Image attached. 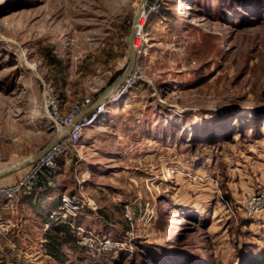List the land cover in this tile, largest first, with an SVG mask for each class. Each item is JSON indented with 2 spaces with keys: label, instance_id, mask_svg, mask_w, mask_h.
Masks as SVG:
<instances>
[{
  "label": "rangeland",
  "instance_id": "obj_1",
  "mask_svg": "<svg viewBox=\"0 0 264 264\" xmlns=\"http://www.w3.org/2000/svg\"><path fill=\"white\" fill-rule=\"evenodd\" d=\"M139 1L0 0V172L58 136L51 94L64 116L124 72ZM111 94L46 188L26 185L31 166L0 179L14 190L0 195V264L264 252V0H146L133 71ZM47 235L67 241L56 257Z\"/></svg>",
  "mask_w": 264,
  "mask_h": 264
},
{
  "label": "built area",
  "instance_id": "obj_2",
  "mask_svg": "<svg viewBox=\"0 0 264 264\" xmlns=\"http://www.w3.org/2000/svg\"><path fill=\"white\" fill-rule=\"evenodd\" d=\"M105 100L100 103L91 113L83 116L81 119L76 121L77 118H79L86 112V110L91 107V101L86 99L76 102L68 110L67 114L62 116L59 113L58 101L51 94V102L49 103V105L51 112L54 115V124L58 133L57 137H63L55 145H53L37 162L30 165L31 167H33V170L27 179L26 185L30 184L35 179V176L40 172L42 168L53 167L55 165V158L59 156L61 152L65 153V151L68 150L70 146L77 144L83 133L89 128H92L95 123L98 122L99 117L105 111ZM68 127H71V129L66 135H64ZM3 189L5 190L0 191L1 196L13 198L14 190L10 188ZM16 190H18V188ZM74 199L75 198L71 196H61L63 208H67V211L71 212L76 211L78 209V205L76 204V202H73ZM259 202H261V197L257 200V202H254V198H250L249 201L250 204H256Z\"/></svg>",
  "mask_w": 264,
  "mask_h": 264
},
{
  "label": "water",
  "instance_id": "obj_3",
  "mask_svg": "<svg viewBox=\"0 0 264 264\" xmlns=\"http://www.w3.org/2000/svg\"><path fill=\"white\" fill-rule=\"evenodd\" d=\"M146 6V0H140L134 17H133V22H132V26L130 29V32L128 34V38H127V47H128V60H127V66L126 69L124 70V72L112 83V85L99 97V99L88 109L86 110V112L84 114H82L79 118L76 119L79 120L81 119L83 116L88 115L89 113H91L100 103H102L105 99V97L107 95H109L110 93H112L114 90H116L117 88L121 87L128 79L130 74L133 71L134 65H135V54L133 53V42L135 39V35H136V29H137V25L139 23L140 17H141V13L144 11ZM71 127H68L65 131L66 135L69 131H70ZM61 137H56L55 139H53L49 144H47L42 150L36 152L35 154L31 155L30 157L24 159L23 161H21L19 164H17L16 166L13 167H9L5 170H2L0 172V179L4 178L10 174H13L17 171H19L22 168L28 167L31 164L37 162L53 145H55L61 138Z\"/></svg>",
  "mask_w": 264,
  "mask_h": 264
},
{
  "label": "trees",
  "instance_id": "obj_4",
  "mask_svg": "<svg viewBox=\"0 0 264 264\" xmlns=\"http://www.w3.org/2000/svg\"><path fill=\"white\" fill-rule=\"evenodd\" d=\"M54 170L52 168H42L40 172L35 176V179L32 181V188L34 184H38V189L46 188V186L49 184L50 180H52ZM61 224H58L54 228V232L56 234H59V232H64L62 235L63 238H68L69 241L74 240V236L71 233V230L68 228L69 226H65L63 228H60ZM47 254L51 255L53 257H56L57 252L60 250V247L64 245L65 242L58 241L57 238L53 237L52 235H47ZM62 241V239H61ZM71 246V245H70ZM72 248V247H71ZM247 264H264V252H260L257 255L248 254L246 257Z\"/></svg>",
  "mask_w": 264,
  "mask_h": 264
},
{
  "label": "bare ground",
  "instance_id": "obj_5",
  "mask_svg": "<svg viewBox=\"0 0 264 264\" xmlns=\"http://www.w3.org/2000/svg\"><path fill=\"white\" fill-rule=\"evenodd\" d=\"M142 13H143V12H142ZM142 13H141V16H142ZM140 20H141V17H140ZM140 20H139V23H138V25H137L138 27H137V29H136V35H135V39H134V42H133V50H132V51H133L134 54H135V52H136V41H137V38H138V36H139V25H140ZM134 77H135V76H134ZM130 78H131V77H130ZM132 78H133V77H132ZM112 95H113V94L110 93V94L107 95L104 99H109V98L112 97ZM116 101H118V99L115 100V101H112V100H111V103L115 104ZM105 112H106V111H105ZM105 112H104V113H105ZM96 123H97V122H96ZM96 123H95V124H96ZM19 163H20V162H17L16 164H14V165H12V166H10V167L16 166V165L19 164ZM7 168H9V167H7ZM7 168H6V169H7ZM4 170H5V169H4Z\"/></svg>",
  "mask_w": 264,
  "mask_h": 264
}]
</instances>
